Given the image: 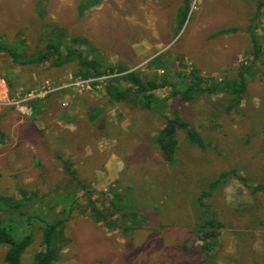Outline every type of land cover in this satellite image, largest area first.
Instances as JSON below:
<instances>
[{
  "label": "rangeland",
  "instance_id": "374dc122",
  "mask_svg": "<svg viewBox=\"0 0 264 264\" xmlns=\"http://www.w3.org/2000/svg\"><path fill=\"white\" fill-rule=\"evenodd\" d=\"M85 1L0 0V40L11 46L19 34L28 56L44 46L41 29L57 25L85 38L81 49L95 48L104 68L169 80L180 91L192 68L209 85L253 69L236 111L225 112L228 93L219 90L187 103L178 96L149 111L127 100L109 103L106 77L72 85L81 79L77 62L20 66L0 54V195L18 202L24 191L22 209L34 216L28 227L16 219L21 232L34 233L21 264L44 250L45 222L66 216L61 234L70 243L56 249L55 264H264V0H101L81 16ZM46 82L52 91L43 95ZM174 111L204 147L178 130L176 159L168 164L152 137ZM233 169L201 198L213 179ZM114 193L125 212L110 225L95 221L89 204L104 211L105 195ZM209 215L223 227L206 252L197 227ZM5 250L0 246V264Z\"/></svg>",
  "mask_w": 264,
  "mask_h": 264
},
{
  "label": "trees",
  "instance_id": "16d2710c",
  "mask_svg": "<svg viewBox=\"0 0 264 264\" xmlns=\"http://www.w3.org/2000/svg\"><path fill=\"white\" fill-rule=\"evenodd\" d=\"M100 1L101 0H86L84 3L81 2L78 9L79 15L84 16L83 14L86 10L88 11L92 7L98 5ZM262 5L263 4L260 5L258 12H255L257 20L260 17ZM184 14H186V11L180 18V27L185 22ZM257 26L256 24L255 27L251 29L254 52L252 54L254 58L257 57V53L260 51L259 44L256 42L255 33L253 32ZM40 35V40L44 46L31 55L24 56V48L21 45L22 42H20L21 39H18L19 34L16 36L17 39L15 42H12L11 46L6 44L3 40H0V54H6L15 64L20 66L49 63L53 67H60L77 62L79 70L75 75L79 76L82 80L106 77L104 81V92L109 103L127 100L131 101L133 104L137 103L142 109L149 111L164 107L167 102L174 100V98L178 96H180V102L187 103L204 93L211 94L216 90L228 93L227 102L223 107L225 112L229 113L233 110L236 111L242 102L243 94L247 88L248 77L251 74L248 73L249 67L250 71L253 69L251 66L241 67L237 72L236 79L224 81L223 84L209 85L206 79L201 77L199 70L197 68H192L190 71L184 73V76H187L186 79L188 80L186 81L187 83L184 82L181 84L184 85L186 83V86L180 91L177 89L176 85L169 80L160 82L154 79L144 80L139 73L134 71L125 73V70L119 66L104 68L97 60L99 56L95 48L90 47L88 50L84 51L81 49L83 48L82 46H88L85 38L70 35L64 28H59L57 25H47V27L41 29ZM62 47H64L65 53H62ZM91 55H93V57L89 58ZM159 56L160 55L149 60L147 65L153 67V64ZM164 87H170L171 92L169 97L160 98L155 94V91ZM10 88L12 87L10 86ZM226 90H228V92ZM178 130L185 131L186 137L192 145L199 146L200 148L204 147L200 133L191 128L186 121L179 118L174 111L172 117L171 114L165 117V124L159 129L156 135L152 137L155 149L162 157V160L168 164H173L176 159L178 146L176 133ZM64 168L71 174H74V171L71 170L68 165ZM235 172V169L222 172L212 180L208 192L202 193L201 198L205 199L210 196L215 187L224 182L229 175H234ZM259 189H261V186H256L253 188L252 192L256 193ZM20 192L23 198L18 202H13L10 197L0 195V213L6 217H11L10 221L2 218L0 219V246L6 247L3 257L4 264H21L23 254L33 242L34 233L32 231L30 233L21 232L22 229H19L20 226L16 222V219L19 218L22 220L23 224L28 227L33 223L32 220L34 219L32 213L26 211V209H22L25 207L27 200L25 192L22 190ZM109 193L110 192L106 195ZM106 195L108 206L104 208V211L96 209L92 203H90L89 206L91 207L92 218L95 221H102L106 225H110L112 217L123 211L125 212V208H122L124 205H122L119 194L114 193L111 197ZM203 205L204 203L202 202V206ZM50 210L53 212L54 209ZM205 210L209 212L208 207L205 208ZM66 211H68V209H66ZM67 217L68 216L64 218L57 217L56 220L51 223L48 221L45 222L41 242V246L44 250L37 253L30 264H55L57 262V257L54 254L56 249H60L64 246L65 242L68 244L70 243L69 241H65L66 238L61 234ZM209 218L211 219L205 220L199 228L197 227V233L203 241L201 249L206 252H210L213 249L215 239L218 236L216 231L223 227L222 223L218 222L210 215ZM260 224L264 229V221H261Z\"/></svg>",
  "mask_w": 264,
  "mask_h": 264
},
{
  "label": "built area",
  "instance_id": "2783aa9c",
  "mask_svg": "<svg viewBox=\"0 0 264 264\" xmlns=\"http://www.w3.org/2000/svg\"><path fill=\"white\" fill-rule=\"evenodd\" d=\"M246 64V63H245ZM80 80V81H79ZM82 79H78V81H74L73 83H72V85H84V84H88L89 82H91V79H89V80H82ZM46 85V86H45ZM45 85L43 86V89H44V91H43V95H45V94H47V93H50L52 90H50L49 89V83L48 82H46L45 83ZM28 96H31V93L30 94H28Z\"/></svg>",
  "mask_w": 264,
  "mask_h": 264
},
{
  "label": "crops",
  "instance_id": "0c3cea01",
  "mask_svg": "<svg viewBox=\"0 0 264 264\" xmlns=\"http://www.w3.org/2000/svg\"><path fill=\"white\" fill-rule=\"evenodd\" d=\"M261 27V26H260Z\"/></svg>",
  "mask_w": 264,
  "mask_h": 264
}]
</instances>
